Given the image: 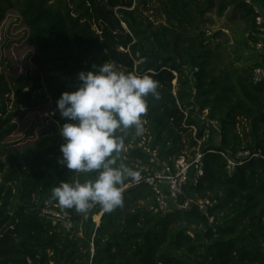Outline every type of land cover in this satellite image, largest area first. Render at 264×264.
I'll list each match as a JSON object with an SVG mask.
<instances>
[{
    "label": "trees",
    "instance_id": "obj_1",
    "mask_svg": "<svg viewBox=\"0 0 264 264\" xmlns=\"http://www.w3.org/2000/svg\"><path fill=\"white\" fill-rule=\"evenodd\" d=\"M151 3L166 25L145 15ZM229 7L257 45V11L264 12V0H0V34L8 13L17 12L29 29L35 67L16 78L0 75V264H264V82H251L253 70L264 67V48L253 67L212 74L209 60L218 56L197 29L206 14L221 16ZM140 59L145 61L136 69ZM108 61L159 82L161 99L147 98L145 133L136 137L131 130L126 141V163L141 177L134 164L149 163L141 142L172 162L197 146L191 126L200 138L198 114L209 109L220 121L223 141L203 145L205 176L188 191L214 203L213 225L198 208L154 214V193L142 178L126 182L124 204L111 213L97 206L84 216L49 202L61 181L89 178L58 163L65 143L59 128L66 121L57 101L78 89L81 71ZM45 105L55 114L38 139L5 142L23 110ZM228 149L260 151L263 157L247 160L230 176L218 153ZM46 207L71 213L72 231L43 216Z\"/></svg>",
    "mask_w": 264,
    "mask_h": 264
},
{
    "label": "clouds",
    "instance_id": "obj_2",
    "mask_svg": "<svg viewBox=\"0 0 264 264\" xmlns=\"http://www.w3.org/2000/svg\"><path fill=\"white\" fill-rule=\"evenodd\" d=\"M93 69L81 71L78 89L64 92L57 101L66 121L59 128L65 143L58 163L89 178L61 181L49 201L84 216L97 206L104 213L122 207L126 182L141 179L126 163V141L131 130L136 137L145 133L147 98L161 99L159 82L149 74L124 72L110 61L94 64Z\"/></svg>",
    "mask_w": 264,
    "mask_h": 264
},
{
    "label": "rangeland",
    "instance_id": "obj_3",
    "mask_svg": "<svg viewBox=\"0 0 264 264\" xmlns=\"http://www.w3.org/2000/svg\"><path fill=\"white\" fill-rule=\"evenodd\" d=\"M157 8L156 4L151 3L150 10L146 11L145 15L155 24L166 25L164 16L160 15ZM261 13L264 21V12ZM197 29L200 33H206L208 36L206 43L218 56H212L209 60L212 74H218L224 69L241 72L261 61L263 52L250 39L246 22L231 7L221 16L215 11L206 14L205 20L199 24ZM28 36L29 29L25 25L24 19L15 11L8 13L1 25L0 75L4 74L11 79L27 70L35 69L30 56L33 50L27 45ZM53 113L50 105L42 106L37 110H23L16 119L18 129L5 142L19 143L23 141L25 144L35 141L52 124ZM150 140L151 138L148 137L144 141L149 143ZM129 186L130 184L124 189ZM140 204H144V202ZM94 222L99 224L100 217L95 216Z\"/></svg>",
    "mask_w": 264,
    "mask_h": 264
},
{
    "label": "built area",
    "instance_id": "obj_4",
    "mask_svg": "<svg viewBox=\"0 0 264 264\" xmlns=\"http://www.w3.org/2000/svg\"><path fill=\"white\" fill-rule=\"evenodd\" d=\"M257 12L261 13L260 11ZM256 22L261 27L260 41L257 44V48L263 50L264 28L262 26L264 25V21L262 16L258 17ZM144 61V59L136 61V69ZM251 82L254 84L264 82V67H256L253 70ZM184 114L187 120L189 114L188 112H184ZM198 118L201 124L204 125V130L199 138L197 126H191L193 137L197 142L196 147L185 151L172 162H167L160 159L157 151H153L144 142H141L138 146L148 154L149 163L143 164L137 162L134 165L143 173V177L141 178L153 190L155 202L152 212L154 214L167 216L177 212H189L194 208H198L201 214L206 216L209 223L213 225L215 219L210 215V209L214 207V203L209 200L189 197L188 191L190 187L198 186L205 176V152L202 149L203 145L212 139L217 145H221L223 130L220 121L210 117L209 109L198 114ZM237 131L240 137L243 138L241 126H238ZM208 152L216 153L213 150H209ZM218 153L225 160L226 171L230 176L247 160L263 157L260 151L247 149L237 152L228 149L221 150ZM139 182H141V179L136 184H139ZM42 215L48 217L53 225H60L67 232H71L74 227L73 216L69 212H59L51 207H46L42 210Z\"/></svg>",
    "mask_w": 264,
    "mask_h": 264
},
{
    "label": "water",
    "instance_id": "obj_5",
    "mask_svg": "<svg viewBox=\"0 0 264 264\" xmlns=\"http://www.w3.org/2000/svg\"><path fill=\"white\" fill-rule=\"evenodd\" d=\"M100 220H101V217H100Z\"/></svg>",
    "mask_w": 264,
    "mask_h": 264
}]
</instances>
